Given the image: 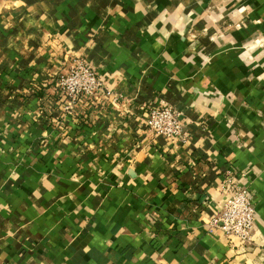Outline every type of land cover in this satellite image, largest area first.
I'll list each match as a JSON object with an SVG mask.
<instances>
[{"label": "crops", "instance_id": "0c3cea01", "mask_svg": "<svg viewBox=\"0 0 264 264\" xmlns=\"http://www.w3.org/2000/svg\"><path fill=\"white\" fill-rule=\"evenodd\" d=\"M74 58L119 101L66 111ZM229 179L248 246L212 224ZM0 264H264V0H0Z\"/></svg>", "mask_w": 264, "mask_h": 264}, {"label": "built area", "instance_id": "2783aa9c", "mask_svg": "<svg viewBox=\"0 0 264 264\" xmlns=\"http://www.w3.org/2000/svg\"><path fill=\"white\" fill-rule=\"evenodd\" d=\"M56 93L66 104V111H72L75 105H84L85 101L102 106L107 101H119L102 76L83 58L69 61L68 69L56 84ZM144 126L154 138H163L173 148L184 145L188 140L186 124L180 120L179 113L167 104L151 106ZM223 188L227 199L212 224L220 225L226 236L248 246L252 243L255 226L253 201L248 191L234 179H229Z\"/></svg>", "mask_w": 264, "mask_h": 264}]
</instances>
